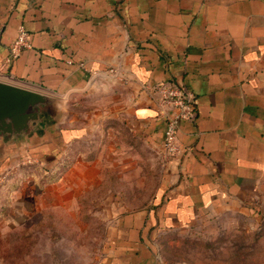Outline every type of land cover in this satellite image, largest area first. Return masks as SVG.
<instances>
[{
	"label": "crops",
	"instance_id": "crops-1",
	"mask_svg": "<svg viewBox=\"0 0 264 264\" xmlns=\"http://www.w3.org/2000/svg\"><path fill=\"white\" fill-rule=\"evenodd\" d=\"M21 29L30 45L0 81L83 94L102 122L125 125L152 153H161L165 121L149 88L171 80L197 99L148 207L116 216L98 264H163V234L252 212L264 189V0H0V64ZM102 122L64 125L43 110L28 131L0 132V207L15 174L16 184L28 177L23 167L49 176L75 144L95 138L103 148L93 135Z\"/></svg>",
	"mask_w": 264,
	"mask_h": 264
},
{
	"label": "rangeland",
	"instance_id": "rangeland-1",
	"mask_svg": "<svg viewBox=\"0 0 264 264\" xmlns=\"http://www.w3.org/2000/svg\"><path fill=\"white\" fill-rule=\"evenodd\" d=\"M51 97L49 116L57 122H102L96 102L83 94ZM112 120L93 133L104 139L99 151L92 138L75 144L52 175L25 166L28 177L16 184L22 173L15 174L11 201L0 207V264H98L116 216L148 207L166 157ZM251 211L220 212L163 234L162 263L264 264V189Z\"/></svg>",
	"mask_w": 264,
	"mask_h": 264
},
{
	"label": "built area",
	"instance_id": "built-area-1",
	"mask_svg": "<svg viewBox=\"0 0 264 264\" xmlns=\"http://www.w3.org/2000/svg\"><path fill=\"white\" fill-rule=\"evenodd\" d=\"M29 45L28 36L21 29L10 43L8 54L0 64V74L9 77L10 73L7 71L11 64ZM149 89L157 105L158 113L165 121L161 153L169 159L180 153V143L177 137L179 125L182 121L194 119L197 99L186 86L171 80L157 82ZM26 163H30V160L27 159ZM7 176V173H0V184L6 180Z\"/></svg>",
	"mask_w": 264,
	"mask_h": 264
},
{
	"label": "water",
	"instance_id": "water-1",
	"mask_svg": "<svg viewBox=\"0 0 264 264\" xmlns=\"http://www.w3.org/2000/svg\"><path fill=\"white\" fill-rule=\"evenodd\" d=\"M54 99L44 93L0 81V132L23 133L52 108Z\"/></svg>",
	"mask_w": 264,
	"mask_h": 264
}]
</instances>
